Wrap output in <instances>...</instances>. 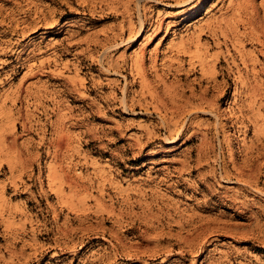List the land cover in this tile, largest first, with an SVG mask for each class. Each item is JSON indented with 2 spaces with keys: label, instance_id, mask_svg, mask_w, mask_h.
Returning a JSON list of instances; mask_svg holds the SVG:
<instances>
[{
  "label": "rangeland",
  "instance_id": "374dc122",
  "mask_svg": "<svg viewBox=\"0 0 264 264\" xmlns=\"http://www.w3.org/2000/svg\"><path fill=\"white\" fill-rule=\"evenodd\" d=\"M263 27L264 0H0V264H264Z\"/></svg>",
  "mask_w": 264,
  "mask_h": 264
},
{
  "label": "bare ground",
  "instance_id": "6f19581e",
  "mask_svg": "<svg viewBox=\"0 0 264 264\" xmlns=\"http://www.w3.org/2000/svg\"><path fill=\"white\" fill-rule=\"evenodd\" d=\"M247 7V6H246ZM259 16V15H258ZM249 20V19H248ZM263 20V19H262ZM257 25V24H256ZM264 28V27H263ZM264 34V33H263Z\"/></svg>",
  "mask_w": 264,
  "mask_h": 264
}]
</instances>
